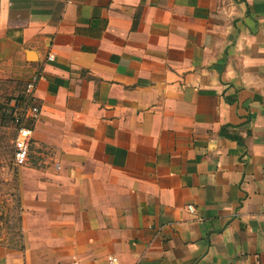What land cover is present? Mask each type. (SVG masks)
Wrapping results in <instances>:
<instances>
[{
	"label": "crops",
	"instance_id": "crops-1",
	"mask_svg": "<svg viewBox=\"0 0 264 264\" xmlns=\"http://www.w3.org/2000/svg\"><path fill=\"white\" fill-rule=\"evenodd\" d=\"M0 75L41 78L0 264H264V0H0Z\"/></svg>",
	"mask_w": 264,
	"mask_h": 264
},
{
	"label": "rangeland",
	"instance_id": "rangeland-1",
	"mask_svg": "<svg viewBox=\"0 0 264 264\" xmlns=\"http://www.w3.org/2000/svg\"><path fill=\"white\" fill-rule=\"evenodd\" d=\"M26 90L27 86L0 75V246L15 251L23 249L18 185V173L21 168H16L14 163L9 168L3 161L10 155L9 141L16 135V128L12 122L13 104L24 101ZM36 153L37 151L32 148L30 160L37 156Z\"/></svg>",
	"mask_w": 264,
	"mask_h": 264
},
{
	"label": "built area",
	"instance_id": "built-area-1",
	"mask_svg": "<svg viewBox=\"0 0 264 264\" xmlns=\"http://www.w3.org/2000/svg\"><path fill=\"white\" fill-rule=\"evenodd\" d=\"M49 61L54 57L49 56ZM41 78L35 77L27 85L26 98L24 101L13 104V118L17 128L16 137L12 141L14 148V166L16 168L26 167L29 163L31 147L34 140L35 126L41 117V107L36 102L35 91ZM189 211L194 212L195 208L189 206ZM117 258H110L108 264H117ZM79 264V263H75Z\"/></svg>",
	"mask_w": 264,
	"mask_h": 264
},
{
	"label": "trees",
	"instance_id": "trees-1",
	"mask_svg": "<svg viewBox=\"0 0 264 264\" xmlns=\"http://www.w3.org/2000/svg\"><path fill=\"white\" fill-rule=\"evenodd\" d=\"M23 100H25V97ZM12 122L15 126L14 118H12ZM15 128H16V126H15ZM16 132H17V128H16ZM15 137H16V135H14L13 139H10V141H9L10 143H8V145L11 147L10 155L7 158H4V161H3V164L7 165L9 168L12 167L13 160H14V148L12 145V141L15 139Z\"/></svg>",
	"mask_w": 264,
	"mask_h": 264
}]
</instances>
